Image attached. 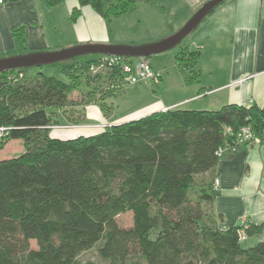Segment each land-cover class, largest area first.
<instances>
[{
  "label": "trees",
  "instance_id": "obj_1",
  "mask_svg": "<svg viewBox=\"0 0 264 264\" xmlns=\"http://www.w3.org/2000/svg\"><path fill=\"white\" fill-rule=\"evenodd\" d=\"M43 1L52 7L63 0ZM138 1L77 0L106 21ZM79 15L74 8L70 19ZM11 35L22 39L23 28H12ZM199 56L186 47L175 56L188 72L186 85L199 83ZM101 57L63 66L68 82L0 72V149L9 141L24 148L0 160V264H79V255L95 245L100 262L93 264H264V238L246 247L238 237L241 229L246 237L259 234L263 224L221 230L206 212L215 195L218 149L237 148L242 127L263 143L264 104L166 109L98 134L53 136L51 126L67 124V100L82 86V100L96 98L101 110L108 109L104 99L118 91L124 74L106 66L103 74L90 75ZM204 173L208 178H199ZM127 212L131 225L121 227L116 219Z\"/></svg>",
  "mask_w": 264,
  "mask_h": 264
},
{
  "label": "crops",
  "instance_id": "obj_2",
  "mask_svg": "<svg viewBox=\"0 0 264 264\" xmlns=\"http://www.w3.org/2000/svg\"><path fill=\"white\" fill-rule=\"evenodd\" d=\"M206 1L171 0L177 2L185 19ZM74 8L80 11L75 21L70 19ZM109 23L111 20H104L89 6L79 7L77 0H63L52 7L43 0L1 3L0 58L82 44H107L111 39ZM14 27L23 28L22 39L11 35ZM188 36L184 47L200 52V78L195 85L198 89L181 100L155 102L147 113L179 105L203 107L208 96L220 108L227 104H264V0H225ZM3 84L0 79V88ZM84 128L91 129L88 124ZM208 176L204 173L199 178ZM213 177L218 180V187L213 189L215 195L206 212L215 218L219 229L249 223L264 225V142L253 146L239 144L233 153L223 151ZM263 238L264 228L242 243L248 242L246 247H250Z\"/></svg>",
  "mask_w": 264,
  "mask_h": 264
},
{
  "label": "rangeland",
  "instance_id": "obj_3",
  "mask_svg": "<svg viewBox=\"0 0 264 264\" xmlns=\"http://www.w3.org/2000/svg\"><path fill=\"white\" fill-rule=\"evenodd\" d=\"M188 19H185V15H183L177 2H171V0H139L126 15L116 20H111V24L109 23L111 39L110 43L105 45L134 47L157 43L176 33ZM188 40L189 36H186L172 48L146 58L131 57L134 63L144 59L150 66L151 71L160 75L159 84L154 85L149 80L137 84H128L123 78L121 81L116 82L118 91L104 99L108 109L101 110L100 102L96 98L90 101L82 100L83 92L86 91L85 86L74 91L67 100L68 109L65 112L68 116L67 124L52 125L50 133L53 134L57 131L58 137L62 139L89 135L91 133L98 134L105 127L112 124H120L134 119L135 116L146 115L147 112H151V105L155 102L164 101L168 103L181 100L188 96L191 91L195 94L194 91L198 89V86H195L196 83L185 84L188 72L181 71L175 62V56L186 46ZM101 56L100 54H86L51 64L23 67L17 69L20 71L17 74V78L21 79L24 76L25 79H29L37 73H41L45 76L68 82L67 78L61 73L63 66L74 62H86ZM103 72V68L89 70L90 75L103 74ZM10 78L11 75L6 76V81L10 82ZM104 85L106 86L107 83ZM201 86L204 85L202 84ZM210 97L208 96V100L204 102L203 107H196L198 105L194 104L179 105L176 108L188 110L201 108L197 110L206 111L218 110L220 106L215 105ZM86 124L90 125L92 130L84 128ZM62 131L68 132V135L62 134ZM2 134V131H0V138ZM23 151L24 148L21 141H9L0 149V160L16 157ZM116 220L119 226L129 227L132 222L131 213L127 212L120 215ZM247 245L248 242L242 243V246ZM30 248H36L33 241L30 242ZM96 249L97 245L90 250L82 252L78 257V263L93 264L100 262ZM137 264H143V262L141 261Z\"/></svg>",
  "mask_w": 264,
  "mask_h": 264
},
{
  "label": "water",
  "instance_id": "obj_4",
  "mask_svg": "<svg viewBox=\"0 0 264 264\" xmlns=\"http://www.w3.org/2000/svg\"><path fill=\"white\" fill-rule=\"evenodd\" d=\"M224 1L225 0H207L192 13L187 22L176 33L157 43L134 47L105 44H82L57 51H45L25 55L1 57L0 72L17 70L29 66L51 64L57 61L72 59L86 54H100L102 56H117L122 58H146L175 46L184 37L193 32L205 19V17Z\"/></svg>",
  "mask_w": 264,
  "mask_h": 264
},
{
  "label": "built area",
  "instance_id": "obj_5",
  "mask_svg": "<svg viewBox=\"0 0 264 264\" xmlns=\"http://www.w3.org/2000/svg\"><path fill=\"white\" fill-rule=\"evenodd\" d=\"M113 67L118 66L122 73L124 74V80L128 84H137L143 81L149 80L152 84H159L160 75L158 73H153L150 66L145 62L144 59L138 60L136 63H128L124 58L117 56H102L96 65H92L91 69H99L102 67ZM0 128V131H3ZM237 144H244L247 146H253L260 143V139L255 137L248 127L240 128L235 134ZM236 150L235 146L220 147L217 151V155H221L223 151H228L233 153ZM218 187V180L215 179L213 183V189L216 190ZM238 237L240 241L246 239L244 230L241 229L238 232Z\"/></svg>",
  "mask_w": 264,
  "mask_h": 264
},
{
  "label": "bare ground",
  "instance_id": "obj_6",
  "mask_svg": "<svg viewBox=\"0 0 264 264\" xmlns=\"http://www.w3.org/2000/svg\"><path fill=\"white\" fill-rule=\"evenodd\" d=\"M63 133H64L65 135H66V134L68 135V132H63V131H62V134H63ZM53 136L58 137V133H57V131L53 133Z\"/></svg>",
  "mask_w": 264,
  "mask_h": 264
}]
</instances>
